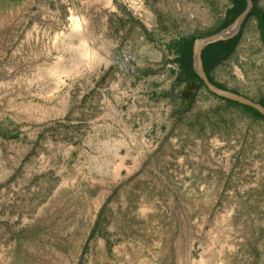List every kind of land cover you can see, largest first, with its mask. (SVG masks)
I'll list each match as a JSON object with an SVG mask.
<instances>
[{
	"label": "rangeland",
	"instance_id": "374dc122",
	"mask_svg": "<svg viewBox=\"0 0 264 264\" xmlns=\"http://www.w3.org/2000/svg\"><path fill=\"white\" fill-rule=\"evenodd\" d=\"M233 7L0 0V264H264V118L176 76L172 47L229 29L211 75L264 103Z\"/></svg>",
	"mask_w": 264,
	"mask_h": 264
},
{
	"label": "trees",
	"instance_id": "16d2710c",
	"mask_svg": "<svg viewBox=\"0 0 264 264\" xmlns=\"http://www.w3.org/2000/svg\"><path fill=\"white\" fill-rule=\"evenodd\" d=\"M233 2H234V7L228 12L230 16H233V20L231 21V23H229V25L225 27V29L231 26L233 23L240 20L247 9V4H248L247 0H233ZM250 16H254L258 20L259 28L261 30V39L264 43V11L255 5ZM237 40L238 37H235L231 41H226V42L220 41L210 44L203 50L202 53L204 70L208 76V79L214 86H216L221 90H227V89L214 81L211 72L219 63H221L223 60H225L231 55V53L235 49ZM193 48H194V44L191 43L189 47L185 48L184 50H180L182 59L178 62L180 63L181 69L185 74L184 76L188 81L194 84H203V81L200 79L199 75L194 69ZM259 103L264 107V103L262 102ZM248 109L251 112L259 115V113L256 110L252 108H248Z\"/></svg>",
	"mask_w": 264,
	"mask_h": 264
},
{
	"label": "water",
	"instance_id": "95a60500",
	"mask_svg": "<svg viewBox=\"0 0 264 264\" xmlns=\"http://www.w3.org/2000/svg\"><path fill=\"white\" fill-rule=\"evenodd\" d=\"M247 3H248L247 9H246L243 17L236 22V25L238 27H240L245 22V20L250 16V14L252 13V10L255 6L253 0H247ZM228 30L229 29L222 31V32H219V33H217V34H215V35H213L207 39L198 40L195 43L194 53H195L196 72L211 93L215 94L216 96H218L220 98H223V99H226V100H229L232 102H236V103H239L243 106L252 108V109L256 110L264 118V107L259 102H253L252 100L246 99V98L240 96L239 94L233 93V92L228 91V90H221V89L217 88L216 86H214L210 82V80L208 79V76L204 70V64L202 61L203 50L210 44L220 42V41H226L232 37H235V35L231 34Z\"/></svg>",
	"mask_w": 264,
	"mask_h": 264
},
{
	"label": "crops",
	"instance_id": "0c3cea01",
	"mask_svg": "<svg viewBox=\"0 0 264 264\" xmlns=\"http://www.w3.org/2000/svg\"><path fill=\"white\" fill-rule=\"evenodd\" d=\"M235 37H232V38H230V39H228V40H226V41H231L232 39H234ZM225 41V42H226ZM191 45V43H189V42H181V41H175V42H172V47H174V48H176V49H178L179 50V56H176L175 58H176V62H177V64H176V69H177V72H176V76H178V77H182V76H184L185 74H184V72L182 71V69H181V66H180V63L178 62V61H180L181 59H182V56H181V51L180 50H184L185 48H187V47H189ZM195 46V45H194ZM209 46V45H208ZM193 58H194V69L196 70V66H195V53H194V48H193Z\"/></svg>",
	"mask_w": 264,
	"mask_h": 264
},
{
	"label": "bare ground",
	"instance_id": "6f19581e",
	"mask_svg": "<svg viewBox=\"0 0 264 264\" xmlns=\"http://www.w3.org/2000/svg\"><path fill=\"white\" fill-rule=\"evenodd\" d=\"M251 31L252 30L249 31L250 34H251ZM90 53H91V50H89V48H87V46L84 45L82 47V50H81V55L83 57L89 58L90 57Z\"/></svg>",
	"mask_w": 264,
	"mask_h": 264
}]
</instances>
